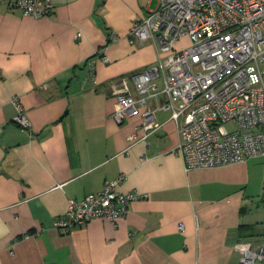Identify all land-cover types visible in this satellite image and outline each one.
<instances>
[{"label":"crops","instance_id":"0c3cea01","mask_svg":"<svg viewBox=\"0 0 264 264\" xmlns=\"http://www.w3.org/2000/svg\"><path fill=\"white\" fill-rule=\"evenodd\" d=\"M52 3L49 17L34 18L0 0V264H239L238 226L253 225L243 214L264 194L263 173L251 162L264 158L186 172L161 97L147 101L160 127L144 141L140 115L112 118L109 81L156 64L154 41L131 44L128 33L158 0ZM90 67L95 83L86 80ZM14 97L28 130L14 122ZM119 175L126 177L119 192L146 197L115 224L94 218L67 233L54 227L68 200Z\"/></svg>","mask_w":264,"mask_h":264},{"label":"built area","instance_id":"2783aa9c","mask_svg":"<svg viewBox=\"0 0 264 264\" xmlns=\"http://www.w3.org/2000/svg\"><path fill=\"white\" fill-rule=\"evenodd\" d=\"M8 7L41 18L50 16L53 3L8 0ZM128 39L131 44L153 40L157 57L155 65L109 81L116 124L140 115V141L146 140L160 127L147 101L161 97L158 108L169 111L175 123L178 142L173 152L186 172L264 158V0H158L155 10L132 22ZM103 50L97 54L107 62ZM86 80L96 82L92 67ZM12 103L17 110L14 122L28 130L18 99ZM129 140L136 141L135 135ZM125 178L119 175L97 193L68 200L54 227L67 233L94 218L115 224L134 200L146 197L119 192ZM233 249L239 264H264V241H236Z\"/></svg>","mask_w":264,"mask_h":264},{"label":"rangeland","instance_id":"374dc122","mask_svg":"<svg viewBox=\"0 0 264 264\" xmlns=\"http://www.w3.org/2000/svg\"><path fill=\"white\" fill-rule=\"evenodd\" d=\"M227 127L229 128V126L227 125ZM251 166H253V170L255 171H261L264 176V160H255L253 162H251ZM264 182V181H263ZM263 193V191H262ZM260 193L258 196L254 195L253 197H251V201L249 202V206L247 207V211L246 214H243V219L242 222H248L251 223L253 225L259 222V227L256 229L257 232V236L252 237L251 239H248L247 241H253L255 243L259 242V241H264V236L262 235V231L264 230V200L262 201V197H264L262 194ZM237 264V263H234Z\"/></svg>","mask_w":264,"mask_h":264},{"label":"trees","instance_id":"16d2710c","mask_svg":"<svg viewBox=\"0 0 264 264\" xmlns=\"http://www.w3.org/2000/svg\"><path fill=\"white\" fill-rule=\"evenodd\" d=\"M255 228H256V225H246V224L239 225L237 234H236V240L237 241H247L248 239H251L252 237L257 236V232ZM262 235L264 236V230H263Z\"/></svg>","mask_w":264,"mask_h":264}]
</instances>
